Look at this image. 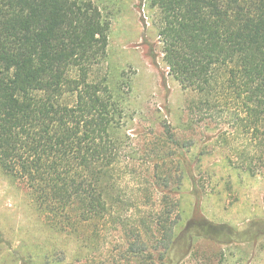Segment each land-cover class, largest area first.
<instances>
[{
	"label": "trees",
	"instance_id": "16d2710c",
	"mask_svg": "<svg viewBox=\"0 0 264 264\" xmlns=\"http://www.w3.org/2000/svg\"><path fill=\"white\" fill-rule=\"evenodd\" d=\"M148 1L170 74L194 94L191 114L215 112L228 161L264 177V0ZM110 26L94 0H0V166L89 249L76 264H183L177 227L184 178L199 192L195 143L166 125L142 154L121 133L131 83L113 86L103 71ZM136 163L147 175L132 199L124 182ZM108 219L120 234L112 247L99 229ZM184 234L221 230L196 208Z\"/></svg>",
	"mask_w": 264,
	"mask_h": 264
},
{
	"label": "rangeland",
	"instance_id": "374dc122",
	"mask_svg": "<svg viewBox=\"0 0 264 264\" xmlns=\"http://www.w3.org/2000/svg\"><path fill=\"white\" fill-rule=\"evenodd\" d=\"M94 1L111 23L103 71L113 86L122 75L131 83L121 133L130 136L142 154L144 148L161 146L166 125L176 137L195 143L188 158L199 192L195 194L190 178H184L177 227L175 251H188L183 264H264V177L228 161L217 140L224 123L215 112L191 114L188 105L194 94L170 74L149 1ZM201 150L205 153L199 155ZM136 166L137 175L126 173L124 182L132 199L147 175L144 164ZM196 208L219 225V239L195 236L186 241L184 228ZM99 229L102 243L105 238L108 247L118 243L120 234L111 219ZM89 252L75 236L52 226L26 184L0 166V264H76ZM92 257L103 258L101 251Z\"/></svg>",
	"mask_w": 264,
	"mask_h": 264
}]
</instances>
